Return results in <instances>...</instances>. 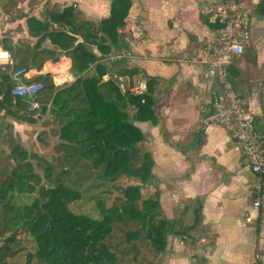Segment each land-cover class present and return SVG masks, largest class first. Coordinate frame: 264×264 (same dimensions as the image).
Here are the masks:
<instances>
[{
    "label": "trees",
    "instance_id": "obj_1",
    "mask_svg": "<svg viewBox=\"0 0 264 264\" xmlns=\"http://www.w3.org/2000/svg\"><path fill=\"white\" fill-rule=\"evenodd\" d=\"M25 1L0 0V13L16 23L0 49L15 69L40 70L64 56L76 79L56 86L49 74L33 77L41 84L39 108L28 112L25 98L12 95L8 69H0V264L19 256L14 264H156L167 235L189 233L199 212L186 229L182 218L173 229L164 217L147 139L135 125L153 115L154 101L123 93L117 78L103 79L110 64L102 61L120 50L118 29L131 0H112L100 20L50 0L30 15ZM24 125H39L26 132L35 134V150L22 141ZM81 204L93 214L71 208Z\"/></svg>",
    "mask_w": 264,
    "mask_h": 264
},
{
    "label": "crops",
    "instance_id": "obj_2",
    "mask_svg": "<svg viewBox=\"0 0 264 264\" xmlns=\"http://www.w3.org/2000/svg\"><path fill=\"white\" fill-rule=\"evenodd\" d=\"M45 1L26 0L23 8L38 16ZM50 2L73 4L84 17L100 20L108 17L112 0ZM220 5L221 0H131L118 29L120 50L102 61L110 64L104 80L117 78L123 93L144 81L154 101L153 115L135 125L147 139L164 217L173 229L182 218L180 229H186L199 212L189 233L167 235L156 264H264V214L251 205L254 174L227 128L202 126L216 84L209 88L200 80V58L219 28L209 17ZM246 6L252 17L249 44L233 57L228 75L254 115L256 130L264 133V0H247ZM125 52L130 57L115 59ZM125 69L136 74H117Z\"/></svg>",
    "mask_w": 264,
    "mask_h": 264
},
{
    "label": "built area",
    "instance_id": "obj_3",
    "mask_svg": "<svg viewBox=\"0 0 264 264\" xmlns=\"http://www.w3.org/2000/svg\"><path fill=\"white\" fill-rule=\"evenodd\" d=\"M246 1L221 0V5L216 7L209 17V21L218 24L219 28L200 58L201 64L204 65L200 80L209 88L216 84V88L211 90L207 100L208 112L202 119V126L206 130L216 125L227 128L248 161L251 173L254 174L251 185L252 208L264 214V133L256 130L254 115L245 107L228 75V66L233 57L244 52L251 36L252 17ZM122 57H130V53H120L115 59ZM62 58L65 57L61 56L59 60ZM49 65L55 66L56 61H47L40 70L15 69L9 52L0 49V69H8L13 82L12 95L25 98L28 112L39 108L36 95L41 89V84L31 82L33 77L49 74L56 86L66 85L76 79L70 73V66L54 74ZM127 92L133 97L143 96L147 93L146 83L137 82L130 86Z\"/></svg>",
    "mask_w": 264,
    "mask_h": 264
},
{
    "label": "rangeland",
    "instance_id": "obj_4",
    "mask_svg": "<svg viewBox=\"0 0 264 264\" xmlns=\"http://www.w3.org/2000/svg\"><path fill=\"white\" fill-rule=\"evenodd\" d=\"M35 1V0H33ZM7 18L6 16L3 14V13H0V37L3 35L4 31L7 30L6 28V23H9L7 22ZM15 26V24L13 25ZM21 35H18L17 37H20ZM15 37V39L17 38ZM60 63V60L58 61ZM19 134L21 135V138H22V141L23 143L27 146V147H31V143L33 142V148L35 150L36 148V145H35V142H34V138H35V134L33 136H29L26 134L27 131H30L32 130L34 133L38 132L40 130L39 128V125H35V126H22V127H19ZM74 211L78 212V211H83V212H88V213H91L93 214L92 212V207H91V204H81V205H73L71 207ZM24 254V253H23ZM22 254V255H23ZM24 259L23 257L19 256L15 259H12L10 262L12 264H14L15 262H22Z\"/></svg>",
    "mask_w": 264,
    "mask_h": 264
},
{
    "label": "bare ground",
    "instance_id": "obj_5",
    "mask_svg": "<svg viewBox=\"0 0 264 264\" xmlns=\"http://www.w3.org/2000/svg\"><path fill=\"white\" fill-rule=\"evenodd\" d=\"M68 66H69L68 60L65 58H62V59H60V63L56 62L55 66L49 65V69L51 70L52 73L57 74V73L62 72L65 69H67Z\"/></svg>",
    "mask_w": 264,
    "mask_h": 264
}]
</instances>
